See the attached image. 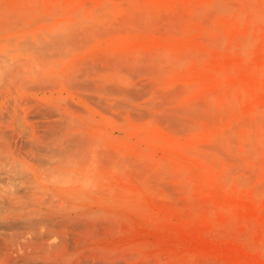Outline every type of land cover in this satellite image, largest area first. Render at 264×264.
<instances>
[{
    "label": "rangeland",
    "instance_id": "1",
    "mask_svg": "<svg viewBox=\"0 0 264 264\" xmlns=\"http://www.w3.org/2000/svg\"><path fill=\"white\" fill-rule=\"evenodd\" d=\"M0 264H264V0H0Z\"/></svg>",
    "mask_w": 264,
    "mask_h": 264
}]
</instances>
